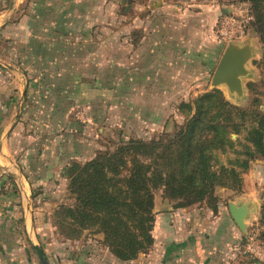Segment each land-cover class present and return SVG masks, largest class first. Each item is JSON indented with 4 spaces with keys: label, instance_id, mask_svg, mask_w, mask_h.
I'll return each mask as SVG.
<instances>
[{
    "label": "crops",
    "instance_id": "obj_1",
    "mask_svg": "<svg viewBox=\"0 0 264 264\" xmlns=\"http://www.w3.org/2000/svg\"><path fill=\"white\" fill-rule=\"evenodd\" d=\"M235 1L111 0L107 6H96L95 0H0V69L11 75L9 80L0 79V264H43L36 248L48 264H83L91 260L69 251L70 259L60 253L53 261L40 244L39 215L51 212L36 202L41 189L35 191L34 185H41L38 179L42 171L56 168L55 160L61 163L67 154L62 152L61 132L53 130L59 145L57 141L52 152L43 144L47 134L42 136L28 129L32 113L28 105L30 90L35 85L32 73L51 70L42 67L40 59L45 55L95 56L92 44L115 38L93 33L99 17H103L104 23L119 25L118 36L124 43L121 56L126 59L135 55L136 70L150 73L147 80L153 87L159 86L160 73H170L174 80L176 73H207L214 67L215 72L227 47L220 45L218 20ZM131 13L134 16L127 21ZM247 39L248 36L236 42L240 46L249 44L253 53L252 42ZM89 64L77 61L73 70L77 66L81 67L77 70L87 71ZM51 65L57 66L58 61ZM54 70L58 73L62 69ZM50 77L47 79L53 82ZM74 81L77 85L71 88H75V95L81 84L80 79ZM81 82L86 85L85 80ZM52 108L51 115L59 110L58 106ZM46 153L52 157L49 167L43 164L42 154ZM74 154L78 155V150L69 153L71 158ZM257 200L246 196L231 201L248 206L245 230L233 218L231 203L228 207L220 204L217 213L202 210L197 204L154 209L153 245L137 258L124 261L114 256L109 264H260L246 253L250 237L261 232L248 235V219L256 210L261 213Z\"/></svg>",
    "mask_w": 264,
    "mask_h": 264
},
{
    "label": "rangeland",
    "instance_id": "obj_2",
    "mask_svg": "<svg viewBox=\"0 0 264 264\" xmlns=\"http://www.w3.org/2000/svg\"><path fill=\"white\" fill-rule=\"evenodd\" d=\"M109 2L111 0H95L96 6L104 4L107 6ZM252 3L255 4V20L250 27L247 41L251 40L250 42H252L253 55L246 64L248 75L242 77L243 94L230 92L225 84L214 87L212 78L215 67L207 73L198 71L176 73L174 80H171L170 73H160L159 86H151L150 80H147L150 73L136 70L135 55L126 59L121 56L120 49L124 43L118 36L120 34L117 32L119 25L104 23L103 17H99L100 20L95 24L98 25L93 33L100 34L98 35L100 37L112 35L115 38L92 44L91 49H95V56L76 57L67 54L61 57H52L45 55L40 59V62L44 63L42 67L51 68V70L37 74L32 73V78L35 79L33 85L35 84L37 87L34 85L30 90L31 100L28 105L32 109V113L28 129L33 133L38 132L42 136L47 134V140L43 144L47 146V151L51 150L52 152L56 148L57 141L59 145V140H54L53 130L61 132L64 134L62 152L63 155L67 153L61 163L59 159L55 160L56 168L42 169V174L38 179L41 185L38 186L37 183L34 185L35 191L41 189V191L39 190L41 193H37L40 197L36 202L45 207L48 213L51 212L46 215L40 214L39 224L40 229L42 228L40 230L41 247L44 252L52 255L53 261H55V256L58 257L60 253L61 256L72 257L69 251L86 259L90 258L91 264H109V260L115 256L104 242L103 233H98L92 228L85 229L79 238H74L76 239L74 241L70 236L75 234L74 231L62 225L61 214L58 211L64 205H71L75 202L74 195L68 188V176L71 172V167H68L74 162L89 161L95 154L107 150L115 142L121 140L130 138L165 142L170 140L172 135L194 113L182 103L193 104L197 96L214 89H220L231 103L248 111L245 119L247 121L242 131L239 134H231L235 146L231 148L227 145L226 151L219 149L214 153L212 164L215 169L220 170L222 166L229 169L235 168L242 177L238 186L217 188L215 193L218 199L217 208L220 204L228 207L231 201L246 196L257 198V204L261 206V213L259 214L256 210L248 219V235L259 233V231H261L260 233L264 232V220H262L264 156L258 154L256 158L252 159L248 170L236 167L233 163L237 159L246 157L245 154H239V152H245V144L252 145L250 141L246 140L248 131L257 126L264 129V0H255ZM97 11H101V9L97 7ZM111 15L114 16V13L111 12ZM132 15L134 16V13L127 16V21L131 20ZM92 28L93 26H90L89 29L92 30ZM219 41L222 47L228 45L220 39ZM2 44L4 45V43ZM3 58L7 57L3 56ZM55 60L58 61V65H51ZM77 61L80 64L90 62L87 71H79L77 69L81 67L77 66L73 70ZM56 67L62 70L56 73L54 70ZM0 72L1 80L11 79V75L8 76L2 69ZM51 75L54 77H50ZM48 77L52 78L53 82L48 80ZM75 79H80L81 89L74 95L76 90L71 87L77 85ZM82 80H85L86 85L82 84ZM36 99L43 102H37ZM86 100H89L90 103H87ZM52 106H58L59 110L51 115ZM261 119L263 120L261 121ZM75 121H79V123ZM57 148L59 149V147ZM77 150L78 155L74 154V157L71 158L69 153H75ZM42 158H44L43 164L48 163L49 167L52 159L51 154H42ZM32 159H35L34 156ZM67 163L70 165H66ZM175 203V201L165 198L162 190L156 192L155 209L175 206ZM213 203L210 199L209 202L203 201L197 205L202 210L208 211L214 210Z\"/></svg>",
    "mask_w": 264,
    "mask_h": 264
},
{
    "label": "trees",
    "instance_id": "obj_3",
    "mask_svg": "<svg viewBox=\"0 0 264 264\" xmlns=\"http://www.w3.org/2000/svg\"><path fill=\"white\" fill-rule=\"evenodd\" d=\"M182 105L194 113L170 140H121L89 161L70 166L68 188L75 202L58 212L62 225L74 231L72 239L92 228L104 234L117 258L131 260L154 243L158 190L176 202L175 208L211 199L217 211V188L240 185L238 170H218L212 162L216 150L235 146L231 134L242 131L248 111L231 103L220 89ZM246 140L252 145L245 144V152H239L246 157L233 162L243 170L258 154L264 156V129L253 127ZM259 237L264 239V232Z\"/></svg>",
    "mask_w": 264,
    "mask_h": 264
},
{
    "label": "water",
    "instance_id": "obj_4",
    "mask_svg": "<svg viewBox=\"0 0 264 264\" xmlns=\"http://www.w3.org/2000/svg\"><path fill=\"white\" fill-rule=\"evenodd\" d=\"M252 55V49L249 44L240 46L237 42H230L227 45L213 74L212 85L214 87H218L219 85L225 84L229 88L230 92L243 94L244 85L242 77L248 75L246 64L251 59ZM230 211L238 226L242 230H245V219L249 211L248 206H237L234 203H231ZM36 250L42 263L48 264L40 249L36 248Z\"/></svg>",
    "mask_w": 264,
    "mask_h": 264
},
{
    "label": "built area",
    "instance_id": "obj_5",
    "mask_svg": "<svg viewBox=\"0 0 264 264\" xmlns=\"http://www.w3.org/2000/svg\"><path fill=\"white\" fill-rule=\"evenodd\" d=\"M255 20L254 6L251 0H237L233 2L227 13L221 15L217 24V34L226 43L240 41L249 34L250 27ZM246 253L264 264V239L253 235L250 237Z\"/></svg>",
    "mask_w": 264,
    "mask_h": 264
}]
</instances>
